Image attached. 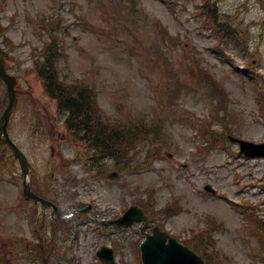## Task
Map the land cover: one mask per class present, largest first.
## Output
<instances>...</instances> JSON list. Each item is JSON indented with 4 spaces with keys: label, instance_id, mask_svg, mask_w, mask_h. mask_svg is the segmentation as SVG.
<instances>
[{
    "label": "rangeland",
    "instance_id": "obj_1",
    "mask_svg": "<svg viewBox=\"0 0 264 264\" xmlns=\"http://www.w3.org/2000/svg\"><path fill=\"white\" fill-rule=\"evenodd\" d=\"M166 1L0 0V46L20 81L10 136L38 172L30 177L33 191L57 203L61 216L73 213L63 223L78 233L70 247L74 236L66 241L63 226L54 225L56 215L40 214L24 201L18 160L0 147V264H43L41 250L46 256L51 246L48 264H102L96 253L103 246H113L119 264H141L138 226L108 227L78 211L92 206L97 220L109 221L133 204L149 207V229L159 224L181 242L213 225L196 239L215 264H264L244 211L249 203L264 219V159L240 155L228 139L264 142V0ZM204 3L221 33L236 43L220 44L200 15ZM51 44L60 79L94 88L111 121L148 123L150 141L129 168L96 160L85 143L68 135L67 116L47 95L37 69ZM158 51L167 55L172 76L197 91L169 104ZM199 68L220 85L217 97H208ZM249 73L260 76L258 82ZM3 95L0 117L8 102L4 83ZM148 149L155 154L152 166L142 167ZM114 171L119 180L107 177ZM207 185L217 193L205 192ZM173 203L180 212L166 218L165 206Z\"/></svg>",
    "mask_w": 264,
    "mask_h": 264
},
{
    "label": "trees",
    "instance_id": "obj_2",
    "mask_svg": "<svg viewBox=\"0 0 264 264\" xmlns=\"http://www.w3.org/2000/svg\"><path fill=\"white\" fill-rule=\"evenodd\" d=\"M215 21L218 22V19ZM228 38L233 40L230 36ZM47 57V63L39 70L40 76L44 80L46 91L58 102V110L68 114L64 124L69 135L88 145L95 158L113 159L115 166L121 170H123L122 166L124 170L129 168L134 158L139 156L138 153L147 146L145 142L150 141L146 120L111 121L101 111L95 89L86 84H66L67 82L59 78L52 55L49 54ZM201 72L215 84L214 78L209 73L205 70ZM202 73L200 74L203 78ZM174 88L175 86L167 90V93L170 95ZM183 90H185L184 86ZM142 138H144L143 143L140 142ZM152 149L146 151L148 156H145V161L140 166H152L150 161L152 155H155Z\"/></svg>",
    "mask_w": 264,
    "mask_h": 264
},
{
    "label": "water",
    "instance_id": "obj_3",
    "mask_svg": "<svg viewBox=\"0 0 264 264\" xmlns=\"http://www.w3.org/2000/svg\"><path fill=\"white\" fill-rule=\"evenodd\" d=\"M0 78L6 82L9 93V106L4 111L2 118L0 119V139L6 143L13 151L15 157L19 160L21 170L25 177V190L24 193L27 199L34 200L37 205L53 206L50 202L38 197L30 190V183L27 181V177L30 172L34 173L29 160L26 158L24 152L15 145V143L9 137L8 128L11 114L17 106V92L15 90L18 81L15 76H11L5 70V60L0 57ZM4 138V140H3ZM241 146V150L249 157H264V145H256L244 140H236ZM110 178H118L117 174H109ZM211 190V188L209 187ZM144 220L147 222L144 211L139 210L137 207H132L125 216L121 219L114 221L118 225L132 226L136 221ZM144 228H142L143 230ZM153 235H147L142 245V255L144 264H205L203 259L196 253L177 242L173 239L169 233L162 232L159 227H156L153 231ZM105 264H115L113 251L107 248H103L98 254Z\"/></svg>",
    "mask_w": 264,
    "mask_h": 264
},
{
    "label": "bare ground",
    "instance_id": "obj_4",
    "mask_svg": "<svg viewBox=\"0 0 264 264\" xmlns=\"http://www.w3.org/2000/svg\"><path fill=\"white\" fill-rule=\"evenodd\" d=\"M31 174H32V172L29 173V175H28V177H27V181H29V179H30V177H31ZM46 211H48V209H46ZM46 211H45V212H46ZM52 216H53V214H52Z\"/></svg>",
    "mask_w": 264,
    "mask_h": 264
}]
</instances>
